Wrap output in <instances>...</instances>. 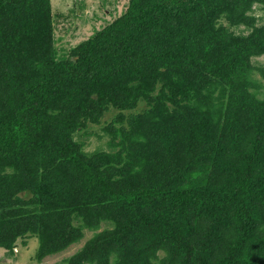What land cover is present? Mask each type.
I'll list each match as a JSON object with an SVG mask.
<instances>
[{
    "label": "trees",
    "instance_id": "trees-1",
    "mask_svg": "<svg viewBox=\"0 0 264 264\" xmlns=\"http://www.w3.org/2000/svg\"><path fill=\"white\" fill-rule=\"evenodd\" d=\"M255 3L264 6V0H131L126 15L76 48L75 63L63 64L52 54L51 0H0V163L16 169L11 180L17 184L0 183V245L12 249L18 238L38 236L42 260L77 243L82 226L97 230L106 218L115 229L92 240L72 264H107L113 251L120 255L116 264H135L149 224L170 219V236L178 212L215 218L225 212L240 220L244 244L235 258L218 264H264L251 241L254 220L264 221V84L254 79L252 63L264 56V31L237 37L216 28L223 16L232 26L253 27ZM26 18L34 36L45 33V43L18 39ZM259 72L264 78V68ZM138 78L152 89L161 84L154 110L131 122L138 126L135 139L144 134L154 154L147 158L148 150L142 154L131 141L123 157L109 162L102 154L74 156L79 146L71 136L80 116L98 121L110 101L133 109L139 90L128 94L126 87ZM77 82L110 93L100 102L84 96L88 87L61 97ZM130 95H136L131 103ZM58 155L63 160L56 166ZM238 157L246 169L230 178L224 170ZM194 158L214 167L210 188L191 187L188 173L204 170L193 171ZM136 172L148 187L134 181ZM29 191L32 201L18 199ZM33 205L38 210L27 208Z\"/></svg>",
    "mask_w": 264,
    "mask_h": 264
},
{
    "label": "rangeland",
    "instance_id": "rangeland-1",
    "mask_svg": "<svg viewBox=\"0 0 264 264\" xmlns=\"http://www.w3.org/2000/svg\"><path fill=\"white\" fill-rule=\"evenodd\" d=\"M51 3L54 27V32L51 37L54 44L52 54L55 62L63 64H69L71 61L75 63L76 58L72 56V52L84 42L94 38L110 24L126 15L131 6V0H51ZM24 14L32 16V14ZM250 15L254 19L253 27L244 25L232 26L227 19L228 17L223 16L219 20L216 28L223 27L237 37H249L255 29L264 31V6L255 3ZM26 19V22L19 23V28L23 32H20L18 39L21 38V40L27 43H34L35 41H44L45 43V33L34 36L33 32L35 29L29 25V23H33V20ZM252 63L255 66L253 73L254 79L264 84V78L259 72L260 68H264V56L254 57ZM80 85L77 82L68 91L62 92L61 97L67 95L66 98H70L77 92L81 93L88 87V85ZM127 88L129 89L127 90L128 94L133 93L134 90H139L137 104L133 109H124V104H121L120 107V104H115L110 101L108 104L103 105L105 106L103 108L104 113L98 121L90 119L85 123L83 115L80 116L78 119V128L71 136L74 143L80 147L77 146L78 151L74 150V156L80 152L85 157H99L98 155L102 154L103 160H100L103 163L106 161L109 162L112 157H123V149L131 141H136L142 154L143 151L148 150L145 152L147 158L154 154L149 149L147 137L144 134L135 139L138 126L131 125V122L133 119L138 120L140 117L154 110L155 102H157V97L161 91V84L157 83L155 88L152 89L150 83L138 78L130 82ZM88 91H90L89 94L82 93L84 96H89L93 102H100L103 96L110 93L108 88L106 89L99 85H90ZM218 96L219 92L217 91L215 97L218 98ZM262 97H264V94ZM116 98L123 100L125 96ZM135 98L136 95H130L127 101L129 100L131 103L133 102L132 99ZM215 103L217 104L218 101ZM55 106L57 107L53 112L58 114L63 105L58 103ZM167 106L170 108L169 111L174 113V106L170 102L167 103ZM173 137L179 143L183 140V136L179 133H177V137ZM177 141L174 142V145L177 144ZM185 157L186 155L183 156V158ZM62 160L63 158L58 155L56 166ZM235 162L237 163L231 167H226V170H224V173L230 178L240 177V171L246 169V164L240 163L239 157ZM197 163L198 160L195 159L193 171L197 172L198 169L204 170L199 173H188V176H191V179H189L191 187L200 186L202 188H210L211 177H209V173L212 172L211 174L213 175L216 172L214 167L211 168ZM114 164L117 166L116 161ZM49 165L50 159L49 162L46 161L44 163V166H41L42 170H39L40 182L46 179L43 172H47ZM15 174V168L0 163V183L6 182L8 185L11 184L13 187H17V184L11 180L15 177ZM138 176L140 177V174L136 172L134 174V181H142L148 187L147 181L145 179H137ZM30 183H32L31 180ZM183 184L178 186L183 188ZM186 186L189 187V184ZM17 197L21 201L29 202L33 200L34 195L29 191L28 194H19ZM27 208L38 210L34 205L28 206ZM95 208L98 211V207L95 206ZM144 214V219L149 218L150 215L148 213ZM216 214L218 215L217 218L212 217L214 213L206 214L203 212L194 215L188 214L185 210L178 212L175 214L176 220H174L178 227L174 230L173 235L170 236H166L168 235L167 230L171 229L169 227L171 225L170 219L163 224H149L150 228L147 236H140V244L136 249L138 255L135 256L138 258H136L135 264H172L173 261H177L175 264H218L227 259L235 258L244 244L240 240L238 233L240 220L234 214H226L225 212ZM254 222L256 226L254 224L253 226L256 227V230L251 240L252 244L254 243V255L263 261L264 221L255 219ZM75 225H82V221H75ZM82 227L81 237L77 243H73L62 252L47 256L42 260L39 258L40 238L38 236L30 235L25 238H18L12 249L0 245V264H72V260L80 253H83L92 240L105 232L113 231L116 225L114 221L104 218L101 221L100 228L97 230ZM165 236L168 238L165 239ZM186 247H188V251ZM117 258H120L119 253L113 251L107 259V264H116V261H118ZM101 260H104V258Z\"/></svg>",
    "mask_w": 264,
    "mask_h": 264
}]
</instances>
